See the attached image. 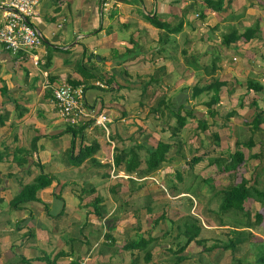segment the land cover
Wrapping results in <instances>:
<instances>
[{"label":"crops","instance_id":"1","mask_svg":"<svg viewBox=\"0 0 264 264\" xmlns=\"http://www.w3.org/2000/svg\"><path fill=\"white\" fill-rule=\"evenodd\" d=\"M3 1L0 0V27ZM103 3L107 5L105 10ZM200 8L202 3L196 0H42L38 16L32 20L44 39L37 52L42 61L40 66L35 67L27 56H13L0 47V119L5 123L0 127V157H3L0 161V264H26L17 261L19 257L34 261L33 264H44L36 260L47 256L53 261L58 255L66 256L57 258V264L74 261L113 264L121 258L118 254L125 255L124 264H131L130 255L134 252H124L122 247L129 236L137 233L135 221H131L121 236L123 230L119 232L118 227L121 223L112 214L108 216V210L104 211V220H99L90 210L92 198L105 195L101 197V207H105L111 185L119 181L120 196L110 198L113 210L133 196L151 197L155 203L153 214L157 208H162L158 203L164 200L154 195L157 189L150 186L128 198L127 179L132 176L124 173V169L121 173L122 168L118 172L114 168L115 172L111 173L107 170L112 167L117 141L103 135L100 127L88 124L82 137L78 135L74 139L65 133L70 125L53 101V88L69 79L84 81V70L95 78L87 83L90 87L86 90L87 104L95 113L108 115L109 129L123 139L133 136L127 137L126 130L148 131L151 124L150 120L144 121L148 111L139 105L141 96L166 95L193 112V102L199 99H207V102L213 96L212 91L206 90L194 96L196 87H207L219 81L226 84L220 91V108L226 109L225 114L236 110L235 117L240 118L229 120L237 121L233 126L227 121V129L233 133L221 137L228 141L239 139L232 135L238 130L236 126L242 125L249 130L246 138L264 143V134L253 135L252 127L245 125L244 119L246 114L254 115V105L264 111V90L257 93L247 90L249 82L259 83L264 89V0H237L221 13L204 9V21L199 17ZM256 25L259 32L254 43L239 42L231 48L222 46L228 27L242 34ZM97 82L107 83L109 88L100 89L95 85ZM150 83L152 85L148 86ZM242 101L244 104L240 107ZM135 117L142 120L139 125L132 121ZM187 126L188 121L185 128ZM260 129L264 133V125ZM186 133L189 134L187 140L194 137V142L203 134L195 135L188 128ZM187 140L183 141L184 146ZM35 141L37 151L32 150ZM72 141L75 150L71 155ZM91 145H95L92 159L97 163H85L79 168L71 166L70 158L76 157L82 147ZM16 149L26 151L28 164L15 162L19 155ZM36 163H41L44 173L55 177V182L39 193V201L12 209L11 201L41 174ZM104 174H109L107 180L102 178ZM88 178V184L96 191L92 196L83 193ZM148 179L139 181L145 183ZM76 185L83 188L79 195L73 191ZM170 194L175 192L170 191ZM82 202H86V216L84 206L80 207L82 212L79 209ZM129 204L132 211V203ZM161 213L158 210L156 218ZM73 214H77L75 218ZM76 222L77 234L70 238L68 234ZM113 224L112 235L117 245L114 253L104 237ZM76 236L81 239L74 238ZM73 242L76 245H72Z\"/></svg>","mask_w":264,"mask_h":264},{"label":"trees","instance_id":"2","mask_svg":"<svg viewBox=\"0 0 264 264\" xmlns=\"http://www.w3.org/2000/svg\"><path fill=\"white\" fill-rule=\"evenodd\" d=\"M197 2L202 3V8H200V20L204 21L206 18V15L204 13V9L211 10L216 13H221L223 10H225L228 6H230L232 3H234L237 0H196ZM165 25H161L163 27ZM259 32L258 25L255 26L254 29H246L244 33L240 34L239 31L234 27H228L225 34H223L222 39V46L225 48H231L234 47L239 42H244L243 44L248 45L254 43L257 33ZM82 70V69H81ZM84 81H66L68 84L72 85L73 87H78L81 85L86 84L85 90H88L89 84L87 85L88 81L95 80L93 75L86 70L82 71ZM61 85V84H60ZM59 85V86H60ZM152 83L148 84V86H151ZM223 82L215 81L212 82L207 87H196L195 89V95L194 96H200L204 91H212L213 96L210 98L209 101L201 102L199 105L206 107L208 110V115L212 119V123L209 124L207 121L203 119V116H200V113L193 114V112L188 111V108L185 107V105L182 103L180 104L179 101L173 102L172 98H167L166 95H162L161 97L157 98H149L145 96H141L139 98V105L141 108H144V110L148 111L147 116L145 117L144 121H152L155 120L156 122H161L164 120V118H167V121L164 125V128H161V131H170V138L172 140L176 139L178 134L181 132L183 128H185L188 118H191L192 120H196L198 122V131L200 133L205 134L207 131L210 130V125L218 126L221 128L227 127V123L224 124L225 119H231L238 115L236 110H231L227 112L225 115V119L223 120L221 117V114L219 112V109H214L216 107L220 108V91L223 86H225ZM248 91L252 92H260L263 91L262 85L256 82H249L248 83ZM156 94V93H155ZM153 94V96L155 95ZM244 102L240 104V107H242ZM255 111L254 115L246 114L245 115V125H250L252 127V130L255 134H259L258 132L261 129V126L264 125V111L262 109H259L258 106H253ZM166 113H168L167 116ZM171 119H175L176 123L175 126L171 125ZM136 124H140L142 121L140 118L135 117L133 120ZM91 124V123H88ZM80 126V127H72L68 126L65 130V133L71 134L73 139L76 138L78 135L82 137L83 133L85 132L86 128L89 125ZM170 124V125H169ZM5 126V123L3 119H0V127ZM141 131V130H140ZM112 130H110V137L114 142H119V145H115L114 149V156H113V165L115 169H124V173H126L129 176L128 182H129V191L127 193L128 198L132 197L133 193L139 192L145 189L144 182H141L139 180H142L144 178H151L153 177L164 165H171L174 162H178L177 158L181 156L183 160H187V157L185 155V146L182 141H178L179 143L174 145L173 143H168L164 141H159L155 146H147L146 143H138L134 138V134L132 137L128 138V141H124L125 139L119 137L118 135H114L112 133ZM146 133L143 135L145 136ZM213 138L214 143L212 145L218 148H221L223 151L220 153V156L215 158L212 162L209 163L208 166H218L220 173L222 174L223 178H219L221 181V188L216 191V187H212V191H215V198L220 199V216L218 213L215 215L213 211H210V215H215L219 227H226L229 224L224 223L225 216H236V215H243V217H246L249 219L248 222H238L236 223L238 227L250 229V214L247 213L244 206L245 203L248 201H253L255 203H259L262 207H264V191L258 189L255 185V182L260 175V173L256 174V179L253 185H249L250 181L247 179V175H250L255 172L256 168L249 167V162L251 161H258L261 159L262 151L256 150V141L254 138H246L245 140L236 139L234 142V145L230 144L229 146L223 141V137H221L218 133H213L211 135ZM225 139V138H224ZM228 141V140H226ZM127 142V143H126ZM229 142V141H228ZM94 146H86L82 147L77 156H73L70 158V164L71 166H75L76 168L81 167L83 164L88 163L89 165L96 164V160L92 159V156L94 154ZM232 147H235V150H233ZM37 145L36 141L34 142V145L32 146V150L37 151ZM175 149V151H174ZM246 149L249 153L244 152ZM75 150V143L72 141V147L70 149V154L72 155ZM141 151H144L146 155H141ZM188 154L193 155V150H187ZM255 151V152H254ZM26 151L23 149H16V153L19 155L15 161L17 164L20 165H26L28 164V158L25 156ZM175 152V153H173ZM28 153V152H27ZM16 155V154H15ZM19 156H21V159L19 160ZM15 157V158H16ZM195 157V156H193ZM192 157V158H193ZM23 158V159H22ZM3 160V157H0V161ZM193 164H199L202 162V158H193ZM36 166L40 169L41 174L37 176L31 183L25 185L23 187L22 192L17 195L10 203V206L12 209H21L24 205H27L32 202L39 201L38 195L41 191H44L52 186V184L55 182V177L45 174L44 173V166L41 163H36ZM110 170V166L107 168ZM262 170L264 173V164L262 166ZM110 172V171H109ZM191 176L194 177V180L197 178H200V176H197L196 174H193V172H190ZM177 178L181 180V176L179 173H176ZM104 180H107L109 178V174H104L102 177ZM135 178V179H134ZM214 178L215 177H207V178H201L203 180V183L206 184L208 181H210L214 185ZM240 178L242 179L240 181ZM86 179V178H85ZM216 179V178H215ZM250 179V178H249ZM90 178H88L85 182V188L83 193H88L89 196H92L96 193L95 189L92 185L88 184V181ZM119 182V181H118ZM116 183L114 186L111 185L110 193L115 196H120V193L118 192V186L119 183ZM252 182V181H251ZM111 183H113L111 181ZM178 187L171 185L170 191L176 192ZM198 187L196 189L195 193H199L201 189L199 190ZM191 192V191H190ZM197 195V194H196ZM61 199V197H58ZM145 206L144 208L147 210L148 213L153 214L155 204L151 197H145ZM102 202L103 199L99 196H97L92 201L93 211L95 215L101 220L104 211L102 209ZM126 209H129V202H126L123 204ZM211 206V204H210ZM210 210V209H208ZM207 212V211H206ZM167 211H164L155 221H154V227L159 226L160 224H166L167 222L169 225L173 226L170 223V219L167 215ZM59 217L62 216V213L58 215ZM229 219V218H228ZM264 218L261 214L256 215V221L255 225L262 224ZM176 227V235L173 237L176 240L174 242L177 243V250L174 251L173 245L165 246L163 247V250L158 253L155 252L154 246L158 244V241L167 237H170L172 234L173 228H169V230H166L163 235H151L146 234L143 231L134 233V235L129 236V239L126 241V244L122 247V250L124 252H131L133 254L130 255L131 257V264H166L165 259L166 257H169L170 255L176 257V262L178 264H183L187 261L188 256L186 255V251L188 247L195 243L198 246H201L203 248L202 251L209 250L206 246L207 241L205 239L201 238L203 229L206 228V224L204 220H201L199 217L195 216H186L184 218H181L178 221H175L173 223ZM226 224V225H225ZM232 226L229 231H227V235H229V240L227 243L222 245V249L225 251H233L235 252L237 250V246L239 243L236 242L237 236L241 235V232L239 231V228ZM114 228V224L111 225L108 232L104 234L107 247L112 250L114 253L116 251V240L114 239V236L112 235V231ZM208 228V227H207ZM107 229V228H106ZM141 230V229H140ZM102 232V231H101ZM133 232V231H132ZM235 236V237H234ZM235 238V239H234ZM182 240L183 243H182ZM178 240V241H177ZM218 246H212V248H217ZM60 256H66V255H58L55 257V259L52 261L50 257L44 256L42 258H39L36 260V262H42L44 264H57V258ZM255 256L256 260L253 264H264V244L260 243L255 248ZM17 261L24 262L26 264H33L34 261H28L26 258L19 257ZM72 264H78V261H74ZM238 264H248L244 262L243 260H239Z\"/></svg>","mask_w":264,"mask_h":264},{"label":"rangeland","instance_id":"3","mask_svg":"<svg viewBox=\"0 0 264 264\" xmlns=\"http://www.w3.org/2000/svg\"><path fill=\"white\" fill-rule=\"evenodd\" d=\"M219 36L221 37V35L219 34ZM264 36V35H263ZM253 56V52H250ZM247 56V54L245 55ZM207 99H199L198 102H193V112L200 113V116H203V119L205 121H207L209 124L212 123V119L211 117L208 115V110L206 107L200 106L198 105L201 102L206 101ZM225 101V99H224ZM197 104V105H196ZM196 106V108H194ZM93 108V107H92ZM214 109H219V107H216ZM238 109V108H237ZM220 114L222 119H225V108H220L219 109ZM168 113H166L165 116H167ZM235 119H240L239 117H234ZM230 119H225L224 120V124L227 123V121L229 122ZM167 121V118H164L163 121L161 122H156L155 120L151 121V124L148 127V131L147 130H139L136 134L131 132V130H126V135L127 137H129L130 135H133V138L138 142V143H146L147 146H155L159 141H164V142H168V143H173L174 145L178 144V141H186L187 138L189 137V134L186 133V129L188 128V131L193 132L195 135H201L202 133H200L197 129H198V122L196 120H188V126L187 128H183L181 130V132L178 134L177 138L172 140L170 138V131H161V128H164V125ZM237 121H233L231 120L229 122L230 125H235ZM176 120L175 119H171V125L175 126ZM170 125V124H169ZM241 126V127H240ZM239 127L236 126L238 128L237 132L235 135L229 134L234 136V138H239L242 140L246 139V136H249V130L245 127L240 125ZM189 127L190 130H189ZM210 127H213V130H209L208 133L206 134H202L200 137L201 139H196V143L193 141L194 137H192L191 141L187 140L186 146H185V155L187 157V160H183V158L181 156H179L177 158L178 162H174L171 165H166L164 166L160 171L161 172H157L155 174V177H151L148 180H145V187H149L153 188V189H157V192L154 193V195L156 194V196L161 197V200H164V202L162 203H158L160 204V206H162V208H157L155 211V214H150L147 212V210L144 208L145 206V200L141 197V196H133L131 199L132 200H128V199H124L122 201V204L118 207V209L115 211L113 210V205L112 202L110 200V198H113L114 195H112L110 193V197H109V202L106 205H103L105 207H102L103 211H107V215L110 216L112 214V217H116L119 220V232L122 231L120 234L121 236L124 235V231L125 229H127L128 226L131 225V221H135V229H138V232L143 231L146 234H155V235H163V233L166 230H169V228H173L172 230V234L170 235V237L161 239L158 241L159 246H154L155 248V252L158 253V251H162L163 247L165 246H169L170 244L173 245V249L174 251L177 250V243L174 242L176 239L173 238L177 233L176 231V227L173 223L175 221L180 220L181 218H184L186 216H195V217H199L201 220L205 221V224L207 227H214L215 229H209V228H204L201 238L205 239L207 241V248L209 250L207 251H202L203 248L201 246H198L195 243H192L187 251H186V255L188 256V259L186 262H184L183 264H238L239 260H243L244 262L248 263V264H253L256 260V256H255V248L258 244L262 243L264 244V220L262 222V224L260 225H255V221H256V215L261 214L264 218V207H262L259 203H255L253 201H248L245 203V210L247 211V213L250 214V224H251V228L246 229V228H242V227H238L236 223L238 222H248L249 219H247L246 217H243V215H236V216H225L224 218V223L229 224L228 226L221 228L218 227L219 223L218 220L216 218V214L218 213V215L220 216V199L215 198V191H212V187H216V191L218 189L221 188L220 184L221 181H219L220 177H222V174L220 173L221 171H219L218 166L216 165L214 166H208L210 162H212L215 158L220 156V153H222L223 151L221 150V148L215 147L212 145V143H214L213 138L211 137V135L213 133H218L220 136H223L226 133H233V130H228L227 127H223V128H219L218 126H213L210 125ZM128 128H130V126H128ZM227 130V131H226ZM103 131V135H105L107 137V134ZM147 132V133H146ZM146 133L145 136H142ZM149 133V134H148ZM210 134V136H209ZM262 135V134H261ZM112 136V133H111ZM258 137H260L259 135H257ZM110 137V136H109ZM199 137V136H198ZM111 138V137H110ZM261 138V137H260ZM262 139L264 140V135L262 137ZM234 139H232L231 141H226L223 138V141L229 146L230 144L234 145L233 141ZM124 141H128V138L125 139ZM127 143V142H126ZM117 144L119 145V142H117ZM113 146V145H111ZM201 146V147H199ZM233 150H235V147H232ZM193 150V155H189L187 152V150ZM261 150L263 153L261 156V159L258 161H251L249 162V167H255L256 170L255 172L250 175H247L248 177H250V179H248L250 182L249 185H253L256 179V174L260 173V175L258 176L255 185L258 189L264 191V173L262 170V166L264 164V143H259L258 141L256 142V150ZM244 150V152L249 153L246 149H242ZM175 151V149H174ZM254 151V152H255ZM141 155H146V153L144 151H141ZM147 156V155H146ZM195 156V157H193ZM202 158V162L199 164H193V158ZM112 165V167L110 166V173L111 171L113 172V162L110 164ZM108 170V169H107ZM118 169H116V172ZM175 171V172H174ZM115 172V171H114ZM120 172L123 173V168L120 169ZM190 172H193V174H196L197 176H200V178H197L196 180H194V177L191 176ZM175 173H179V175L181 176V180L179 178H177ZM115 174V173H114ZM117 174V173H116ZM215 177L214 178V185L208 181L206 184L203 183V180L201 178H207V177ZM242 179L240 178V181ZM252 181V182H251ZM177 185L179 191L177 190V192H175L174 195L170 194V185ZM122 186H118V190L119 188H121ZM198 187L199 190L201 189V191L199 193H195L196 189ZM85 188V186H84ZM126 188V187H125ZM165 188V189H164ZM164 189V190H162ZM159 190V191H158ZM73 191L75 193H77L76 195H79L82 193L83 188L80 185H76L73 187ZM127 192V189L125 190ZM168 191V193H167ZM191 191V192H190ZM169 194V197H168ZM197 194V195H196ZM127 195V193H126ZM105 195H99V197H104ZM108 196V195H107ZM136 197V198H135ZM168 197V198H167ZM96 197L94 196L92 198V201L95 199ZM134 198V199H133ZM123 199V197L121 198ZM129 202L132 203L131 208L133 209L132 211H130L131 209H126L124 207V203ZM155 204V203H154ZM211 204V206H210ZM84 206V216H86L87 213V206H86V202H82L81 206H79L80 212H82V208ZM130 207V204H129ZM91 211H93V206H90ZM110 208V209H108ZM210 209V210H208ZM158 210L159 213L160 212H164L167 211V215L170 219V223L173 225H169V223L167 222L166 224H160L159 226L154 227V221L157 219V214H158ZM207 211V212H206ZM210 211H213V213H215V215H210ZM36 215H37V211L35 210ZM113 212V213H112ZM161 213V214H162ZM159 214V216L161 215ZM77 214H73V218H75ZM158 216V217H159ZM103 218H106V215L103 216ZM102 218V219H103ZM229 218V219H228ZM104 220V219H103ZM106 223V222H105ZM225 224V225H226ZM232 226L238 227L239 231L241 232L240 236H237V238L235 239L238 244L237 246V250L235 252L229 250V251H225L222 249V245H224L225 243L228 242L229 235H227V231H229L230 228H232ZM107 227V226H106ZM78 228V223L76 222L74 224V226L71 227V232L68 234V236L70 238H73L74 234H77V232H75ZM134 229V228H133ZM141 229V230H140ZM164 231V232H163ZM118 232V233H119ZM174 235V236H173ZM80 236H76L74 238H78ZM235 237V236H234ZM81 239V237H80ZM178 241V240H177ZM182 243L184 240H182ZM124 243V241L122 242V244ZM72 245H76L75 242L72 243ZM218 246L217 248H212V246ZM160 251V252H161ZM119 256H121V258H118V261H122V263L120 264H124L123 263V256H125L124 254H118ZM125 258V257H124ZM118 261H114L113 264H118ZM166 264H178L176 262V257L170 255L169 257H166L165 259Z\"/></svg>","mask_w":264,"mask_h":264},{"label":"built area","instance_id":"4","mask_svg":"<svg viewBox=\"0 0 264 264\" xmlns=\"http://www.w3.org/2000/svg\"><path fill=\"white\" fill-rule=\"evenodd\" d=\"M42 0H4L1 3L3 23L0 27V47L13 56H27L35 67L41 64L38 55L44 39L32 20L38 16ZM106 9V3H103ZM96 87L107 90L108 84L97 82ZM48 87V84H46ZM53 101L62 118L72 127L93 123L110 135L111 119L104 113H95L86 102V90L83 85L73 87L67 82L53 88ZM113 170L114 167H113ZM86 261H84V264Z\"/></svg>","mask_w":264,"mask_h":264},{"label":"water","instance_id":"5","mask_svg":"<svg viewBox=\"0 0 264 264\" xmlns=\"http://www.w3.org/2000/svg\"><path fill=\"white\" fill-rule=\"evenodd\" d=\"M106 225H109V223H108V222H106Z\"/></svg>","mask_w":264,"mask_h":264}]
</instances>
